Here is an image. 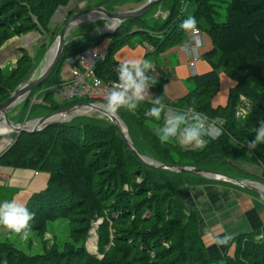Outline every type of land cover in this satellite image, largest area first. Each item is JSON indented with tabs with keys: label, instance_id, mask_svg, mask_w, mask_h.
<instances>
[{
	"label": "trees",
	"instance_id": "1",
	"mask_svg": "<svg viewBox=\"0 0 264 264\" xmlns=\"http://www.w3.org/2000/svg\"><path fill=\"white\" fill-rule=\"evenodd\" d=\"M162 1L167 3V15L161 24L146 21L158 10V3L136 18L141 24L134 31L131 27L122 36L119 30L109 34L111 43L107 45L104 60L96 64L95 73L103 80H117L118 63L111 54L132 34H138L139 42L150 45L151 53L156 55L176 47L188 33L179 24L187 17L184 9L191 3L197 27L211 44V49L201 51V59L210 70L189 77V89L180 98L166 97L165 78H156L149 93L160 96L165 106L194 108L207 118H222L224 131L216 139H205L207 143L199 150L182 148L175 141L161 144L149 125L162 121L154 122L145 116L152 106L146 100L135 113L125 109L117 112L127 126L133 145L140 153L163 164L210 169L232 177L235 176L221 167L240 169L244 173L241 179L260 181L264 185V179L237 165L239 161H248L264 169V144L253 150L246 147V142L254 139L252 129L258 126V119H264V0H229L221 20H218L215 0ZM68 2L0 0V47L10 38L32 31L54 38L50 31L51 18ZM95 6L111 10L103 2ZM105 35L76 37L63 48L53 73L40 89H33L41 90L43 86L49 90L41 94L43 102L38 106L49 108L47 99L54 94L53 87L60 85L59 72L66 58L96 47ZM44 51L45 47L38 49L35 58L21 51L15 66L0 68V103L30 75L34 60ZM220 73L234 81V85L228 91L225 105L213 107L211 101L219 89ZM240 97L249 101L247 118L235 116ZM82 102L85 101L74 100L66 105ZM56 124L17 137L12 134L13 143L0 154V165L29 168L48 175L45 187L32 193L25 203L33 213V220L30 228L21 234L36 233L41 238L42 251L27 253L0 242V264H264V238L257 240L264 237V226L252 234L235 237L231 256L214 258L203 245L196 209L191 201L184 200L181 191L186 187L223 182L146 166L128 150L109 120L82 118ZM227 186L240 189L231 184ZM57 219L68 222L67 239L54 237L49 241L47 224ZM97 220L101 221L95 229L97 253L92 254L86 242ZM244 236H249L250 244L242 250L240 239ZM241 258L248 262L241 263Z\"/></svg>",
	"mask_w": 264,
	"mask_h": 264
},
{
	"label": "rangeland",
	"instance_id": "2",
	"mask_svg": "<svg viewBox=\"0 0 264 264\" xmlns=\"http://www.w3.org/2000/svg\"><path fill=\"white\" fill-rule=\"evenodd\" d=\"M99 2H103V3H106V5H110L111 11H125L128 9L130 10V9L136 8L137 6L140 5V3H142L141 0H72L67 6L56 10L54 15L52 16L51 19H53V27L52 25L50 26L51 27L50 31L52 30V35L55 36V34H57V32L60 30L63 22L65 21V18L68 12L86 8V7L95 6ZM228 2L229 0H215L214 6L220 15L218 17V20L223 19L224 9ZM166 8H167V3L165 1H162L160 3L159 10L165 12L167 11L165 10ZM192 9H193V4L189 3L186 6V9H184L186 13H188L187 16L193 15V13H191ZM155 13L152 14L153 16L152 18L147 19V16H146V19H147L146 21L148 24H153L155 22H157L158 24H161L163 18L155 17ZM137 20L138 19H136V21H132V20L124 21L120 23V25L115 30H119L118 34L120 36H122L123 33L131 27H132L131 30L134 31L135 26L141 24V22ZM106 24L108 23L101 19L99 20H93V19L80 20L78 24L72 26L69 29L66 38H70L71 36H74L73 33H76L82 36L90 32H91L90 35H93L94 37H99L102 34L103 35L106 34V33H101L103 31L102 27L106 26ZM110 25H107L104 28V30L110 29L109 31H111V28H109ZM115 30L112 33H114ZM109 34L111 33H107L105 37L100 42H98L96 46L98 50L100 51L106 50L107 48L106 44H108V42L111 43V41L109 40ZM80 36H77V37H80ZM16 37L10 38L8 41L3 43L2 46L0 47V68L7 69V68H12L13 66H15V63L18 57H20L21 51H25L31 58H35L34 56H36L38 49L45 47L44 53L40 57H37L34 60L35 63H34V66L32 67V70H31L32 72L30 73L29 76H31V78L35 77L45 65L47 51L49 50L51 51L54 49V48L50 49L54 38H50L47 34L43 32L40 33L38 31H32L31 33H28L27 35L16 36ZM140 39L141 38L139 37L138 34H132V35L127 36L124 39L125 40L124 44L128 45V47L131 48L135 46L134 44L139 43ZM206 39L207 38L204 37V42ZM208 45H209V40L207 39L206 47ZM116 51L117 49L114 50L111 55L113 56ZM151 57L152 55L149 56V58ZM62 67L64 68L63 70H65V66L63 65ZM175 72L177 73V70H175ZM201 74H204V73H201ZM168 75H169L168 80L165 84V90L167 91V93L171 97L183 95L187 89V84L184 83L185 78H180L179 74H175L176 76L173 73L171 75L170 74ZM228 80L229 79L224 73L219 74L218 92L221 88L220 90L221 93L217 99V103H221L220 104L221 106H224L223 104L224 102H220L222 101L221 99H222V94H223V86L225 82ZM38 88L40 89V87ZM39 89L33 90L32 93L22 103H19V105L16 108H14V110L11 111V113L9 112L10 116L8 117L12 122L26 123L33 119L45 116L53 110H58L60 108L67 106L66 105L67 103L64 100H62L60 97L58 98L56 94H52V96H50V98L47 99L50 103L49 108L38 106L37 102L33 103V99L36 96H37L36 98L40 99L42 97L41 95L42 93H46L49 91L48 89H45V87L43 86L41 87V90ZM218 92L216 94H218ZM245 103H248V108H249V101L246 99V97L242 99L240 97V102L237 105V107H241ZM51 105L53 106L52 110H51V107H52ZM82 118L88 119V120L108 121L101 114L94 112V111L87 110L86 112L84 111L77 112V115H74L69 120L60 122L58 124L63 125V124L69 123L73 119H82ZM12 134L13 133H8V134L0 136V149L4 148L6 145H7L6 146V149H7L13 143L15 138H13ZM253 134L252 136L254 138L255 134L254 135ZM237 165L238 166L240 165L239 167L242 170L248 171L252 174H255V171L257 170V167L254 162L239 161ZM221 169H226V171H229L231 175L237 178H240V179H241L240 176L243 177V174H244L240 171V169H237L238 171H236L235 169H227V167L226 168L221 167ZM0 174H5L9 178L7 186H4L3 182L0 180V201L15 200L22 204L26 203L30 193L34 191H38L42 189L43 187H45L47 176H48L47 173L42 172V171H37L35 173L32 169H29V168H23V167L13 168V167H8L4 165H0ZM256 182L260 183V181H256ZM212 184H215V183H212ZM219 185L227 186V184H224V183H219ZM47 231L49 235L47 234L46 237L50 239L49 241H51L52 238L54 237L55 239H61L64 241L67 239V235H68V222L63 219H57L52 222H48ZM94 234H96L95 229L91 231V235L89 236V239L87 240V243H86L88 251L90 253L92 252V254L97 253V247L95 244ZM248 238L249 236L241 237L240 245L243 248L242 250H244V248H246V246L250 244ZM0 242L11 244L14 247L19 248L27 253H40L43 249L41 238L34 232H29L25 235H21L15 232H9L7 230L0 229ZM203 243H206V242L204 241ZM240 260H241L240 261L241 263H245L247 261V259L245 258H241Z\"/></svg>",
	"mask_w": 264,
	"mask_h": 264
},
{
	"label": "crops",
	"instance_id": "3",
	"mask_svg": "<svg viewBox=\"0 0 264 264\" xmlns=\"http://www.w3.org/2000/svg\"><path fill=\"white\" fill-rule=\"evenodd\" d=\"M144 1L145 0H143L142 3ZM159 8L160 6L158 7V12L161 11L159 10ZM51 25L53 27V20L50 21V26ZM90 33H87L86 35H90ZM73 34L77 35L76 33ZM204 37L207 38L206 35H204ZM207 39L204 42L203 49L209 50L211 49V44L209 41V47H206ZM134 45V47L130 46L131 48H129L128 45L123 44L112 56L113 60L118 64L125 60L135 58H144L150 60L151 62L153 61L152 64L156 65L158 68V74L157 76H155V78H165L168 80V74L171 75L172 73L174 75L179 74L180 78H185L184 83L187 84V89L183 95L171 97L165 90L164 86L165 95L169 100L180 98L187 93L190 86L187 80L191 76L189 68L187 66V59L183 53L178 51L176 47H172L164 52L158 53V55L153 53L149 54L146 51L145 43L139 42ZM146 54L148 55L146 56ZM150 55H152L151 58H149ZM63 69V67L60 69L59 76H61V74L63 73ZM175 70H177V73L175 72ZM208 70H210L209 65L204 60L200 59L196 64L197 75L205 73ZM229 80L226 81L223 86V94L221 99L222 101L220 102H224V105L227 100L228 91L234 85V81ZM220 90L218 94H216L212 98L211 104L213 107L221 106V103H217V99L221 93ZM54 94L56 93L54 92ZM255 165L257 167L255 175H258L261 179H264L263 167L257 163H255ZM32 193L29 194L28 198ZM181 195L185 201H191V205L196 209L198 230L201 235L202 243L204 241L206 242L203 243V245L206 247V249H208L209 255L214 258L220 257L224 254H228L231 256L234 250L232 241L235 237L239 235L252 234L253 232L259 230L262 226H264V199H262L263 196L253 194L248 191L246 192L240 189H235L229 186L212 183L205 184L199 187L183 188L181 191ZM224 236H229L230 239L226 244L218 245L216 241L223 238Z\"/></svg>",
	"mask_w": 264,
	"mask_h": 264
},
{
	"label": "clouds",
	"instance_id": "4",
	"mask_svg": "<svg viewBox=\"0 0 264 264\" xmlns=\"http://www.w3.org/2000/svg\"><path fill=\"white\" fill-rule=\"evenodd\" d=\"M179 28L184 31H197L196 18L187 16L180 22ZM151 71H154L152 62L144 58L119 63L116 66L117 81L107 90L104 98V111L107 114H116L120 109H125L135 113L138 106L148 100L152 106L148 108L145 116L154 122L162 121L149 125L161 144L175 141L182 148L199 150L207 143L205 137L216 139L222 134L219 120L210 124L207 118L194 108L188 111L166 110L162 98L151 96L149 93V89L157 82L154 76L149 75ZM247 115V112L242 113L243 118H247ZM252 132L255 133L254 139L246 142L249 150L264 144V119H258V126L253 128ZM32 220L33 213L26 204L15 200L0 201V229L23 234L30 228ZM261 238L264 237H257V240ZM229 239V236H224L216 243L223 245Z\"/></svg>",
	"mask_w": 264,
	"mask_h": 264
},
{
	"label": "water",
	"instance_id": "5",
	"mask_svg": "<svg viewBox=\"0 0 264 264\" xmlns=\"http://www.w3.org/2000/svg\"><path fill=\"white\" fill-rule=\"evenodd\" d=\"M71 1L72 0H69L68 4ZM161 1L162 0H145L142 4H140L136 8L125 10V11H111V10L106 9L103 6H91V7H86V8L75 10L72 13L68 12L65 18V21L62 24L60 30L57 32V34H55L54 40L50 47L51 49L55 46L52 54L49 56L48 54L50 50L47 51L44 67L35 77L31 78V76H28L22 83H20L11 92V94L4 101L0 103L1 122H4L6 127H8L11 130L8 133H13L17 137V135L21 133H34V132L40 131L41 129L49 125L64 122V121H60L59 119L51 120L50 118H52L53 116L72 115L73 112L80 110V109L94 111L104 116L107 120H109L114 125L119 135L121 136L125 146L128 148V150H130V152L146 166H149L155 169H161V170L174 172L177 174H181V173L196 174L208 180L231 184L242 190H246L253 194H257V195L264 197V185L259 182L252 181L249 179H238V178L226 175L224 173L216 172L210 169L197 168L193 166H178V165L174 166V165L163 164L155 159L150 158L147 155L140 153L133 145L130 139V136L128 134L127 126L122 120V118L117 113L107 114L104 111L103 102L94 101V102H82V103L73 104V105L55 110L45 116L33 119L26 123H14L9 119L8 117L9 112L15 106H17L19 103L25 100L28 97L29 93L34 88L41 86V84H43L50 77V75L53 73L55 69L57 62L59 61L61 57L63 48L68 43H70L72 40H74L77 36H80L79 34H77V35L71 36L70 38H66L69 29L72 26L80 22L79 19L81 16H83L84 14L90 13V12L99 14L101 16L94 18L93 20L101 19L103 21H106L108 23L106 24V26L112 24V21H116V24L114 25L113 28H111V31L104 30L106 26L102 27L103 31L101 33L107 34L117 29L120 23L130 20V19H136V18L143 16L145 13H147L151 9L152 6L158 3H161ZM73 116L74 115H72L70 118H72ZM30 122H35L34 126H29ZM8 133H5V134H8Z\"/></svg>",
	"mask_w": 264,
	"mask_h": 264
},
{
	"label": "built area",
	"instance_id": "6",
	"mask_svg": "<svg viewBox=\"0 0 264 264\" xmlns=\"http://www.w3.org/2000/svg\"><path fill=\"white\" fill-rule=\"evenodd\" d=\"M167 15V11L161 12L158 10L155 13V17L164 18ZM145 48L147 53H151L153 48L145 43ZM177 50L183 53L187 59V66L190 71V76L197 75L196 64L201 59V51L204 48V34L197 27V31H188L186 37L176 46ZM106 56V50H98L96 47L89 48L81 51L73 56H69L65 60V70L60 76V85L55 87V93L62 100L70 102L73 100L85 101V102H103L106 96L107 90L117 81V80H103L98 77L95 73V66L98 62L104 60ZM154 71L149 72L151 76H157L158 68L153 64ZM98 81V83H97ZM42 103V98H34L33 103ZM248 103L243 104L241 107H237L235 116L242 118V113L248 111ZM166 110L172 111H188L191 108L181 109L173 106L166 105ZM207 118V117H206ZM220 121V126L222 127V132L224 131L225 121L219 117L207 118L210 124H215ZM204 139H210L205 137ZM7 146V145H6ZM6 146L0 149V154L6 149ZM0 180L3 185L8 184V177L0 174ZM100 220L94 222L92 229L89 232L96 229ZM95 244H96V234ZM89 239V238H88ZM96 249V248H95Z\"/></svg>",
	"mask_w": 264,
	"mask_h": 264
},
{
	"label": "bare ground",
	"instance_id": "7",
	"mask_svg": "<svg viewBox=\"0 0 264 264\" xmlns=\"http://www.w3.org/2000/svg\"><path fill=\"white\" fill-rule=\"evenodd\" d=\"M101 15L99 14H96V13H93V12H90V13H87V14H84L83 16L80 17L79 20H88V19H94V18H97ZM116 24V21H112V24L110 25L109 28H113L114 25ZM110 30V29H109ZM55 48V46L53 47ZM54 50V49H53ZM53 50H51L49 52V56L52 54ZM150 54V53H149ZM153 62V61H152ZM158 79V78H157ZM58 87V86H57ZM55 88V87H53ZM35 97V96H34ZM37 97V96H36ZM74 101V100H73ZM35 103V102H34ZM40 105V104H39ZM86 112L87 110L86 109H80V110H77L75 112L72 113V115H77V112ZM72 115H68V116H64V115H56V116H53L52 118H50L51 120H57L59 119L60 121H67ZM1 116V115H0ZM68 117V118H67ZM35 122H30L29 123V126H34ZM11 130L6 127V125L4 124V122H1V118H0V136L1 135H5V133H8L10 132ZM7 186V185H6Z\"/></svg>",
	"mask_w": 264,
	"mask_h": 264
}]
</instances>
